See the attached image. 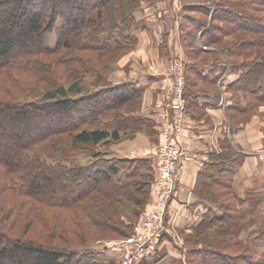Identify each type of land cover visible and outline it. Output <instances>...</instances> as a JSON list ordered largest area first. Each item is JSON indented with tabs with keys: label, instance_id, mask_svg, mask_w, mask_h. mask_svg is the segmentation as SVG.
<instances>
[{
	"label": "trees",
	"instance_id": "1",
	"mask_svg": "<svg viewBox=\"0 0 264 264\" xmlns=\"http://www.w3.org/2000/svg\"><path fill=\"white\" fill-rule=\"evenodd\" d=\"M143 1L0 0V166L4 169L0 167V197L8 194L7 199L0 200V264H104L103 253L97 254L78 244L100 230L107 232L102 234L124 231L120 236L125 237L136 231L131 214H126L127 221L113 219L103 207L97 206L111 203L115 209L128 203L140 213L138 210L148 203V189L155 175L150 159L140 156L110 159L108 152L98 146L118 142L123 134L148 130L150 118L122 111L127 106L140 105L142 91L130 81L104 86L92 93L78 91L79 84L66 89L61 84L62 76L54 69L64 70L75 60L81 66L90 64L80 56L81 52L122 54L133 50L139 39L134 31L145 30L136 16L144 9ZM215 1L217 8L208 11L213 23L209 29L201 27L193 16L191 20L185 19L191 26H200L198 33H202L204 45L218 47L209 58L207 55L203 58L204 67L215 62L209 74L204 75L196 65L186 72L184 97L190 115L197 119L195 111L199 112L198 120L207 115L199 101L220 98L217 89L220 80L221 85H231L228 89L232 93L240 89L247 92L251 100L249 108L264 102V18L258 16L264 14V0ZM203 6L188 3L184 8L202 12ZM151 22L155 21L150 19L146 25ZM172 28L169 35L173 47ZM53 32L56 43L51 47L47 34ZM190 37L194 41L195 35ZM179 39L181 43L180 34ZM227 39L228 44L224 42ZM188 48L185 49L190 59H197L198 52H202ZM225 50L235 62L230 72L223 73L225 66L218 62ZM90 67L84 70L89 71ZM17 73L37 74L36 78L47 88L41 92V87H29V80L19 83ZM240 75L242 81L239 78L233 84L231 77ZM58 93L63 97H58ZM232 97H228L227 106ZM231 102L232 118L236 117L235 110L240 113L250 110L246 104L238 108L235 100ZM81 155L91 161L80 163ZM244 159L230 144L226 133L220 141V150L199 172L193 193L215 205L224 193L215 189L221 185L233 198V206L227 208L233 210L223 214L212 212L211 217L202 219L193 228V239L187 240L192 248L173 264H264V253L256 258L253 247L236 238L246 218L243 210L246 201L236 192L233 177ZM221 173L226 174L225 181L215 179ZM19 204L29 214V220L33 219L34 208L38 211L43 207L60 210L64 219L61 222L57 214L55 219L50 217V238L27 237L26 232L13 236L15 228L8 221ZM251 204L253 208L258 206L254 201ZM62 224L72 240L61 236ZM167 239L172 237L164 234L159 243ZM237 246L240 255L233 257L228 250ZM144 261L143 258L138 264H147Z\"/></svg>",
	"mask_w": 264,
	"mask_h": 264
},
{
	"label": "rangeland",
	"instance_id": "2",
	"mask_svg": "<svg viewBox=\"0 0 264 264\" xmlns=\"http://www.w3.org/2000/svg\"><path fill=\"white\" fill-rule=\"evenodd\" d=\"M200 4L204 5L202 8V12L200 11H185L184 6L186 4ZM53 6V5H52ZM143 11H138L136 13L137 19L143 24L145 27V30L148 34L146 36V39H138V43L136 47L133 50H127L123 52L122 54H108V53H92V52H81L79 53L80 56L83 57L84 61L87 59V61H90V64H82L80 65V62L72 61L69 63L64 70L61 69H54L55 72H58L59 75L62 76L61 84L65 86L66 89L70 88L72 84H79L80 89L78 91H84V93H92L97 91L99 88L107 86H115L116 84L128 82L129 79L134 78L135 75H138L139 73L141 76L147 75V69L148 65H151V69L149 71V74H153L157 72H164L169 73L172 64L176 62V64H179V69L182 71L181 76L183 77L182 83L184 84L183 89V98L184 103L183 106L185 107L184 115L181 121L180 130L178 129L175 131L173 127L169 126V119H166L167 116V86L168 82L166 79L163 89L162 96L160 98V104L162 103L161 110H157L155 107V111L148 114H143L142 109L144 106V100L145 96H142V102L139 105L137 103L134 107L127 106L122 111L124 114H136L137 116H145L146 118H150L152 120L151 126L148 128V130H142L138 131L135 134H123L121 137V140L119 142L112 143V146H106L103 145L98 146V149H102L103 151H114V149L118 148L119 150H122L124 152H129L128 148L130 147L128 144H123L125 140H133V142H136L138 137H140L142 134H145L148 138V144L141 143L138 144L137 147H133L135 150H132L129 152L130 156L137 155L136 153L147 151L149 152L150 156H153V159L149 160V164H152L153 166V173L154 178L150 182L149 191H148V199H147V205L142 209L138 210L140 213H137L131 205L128 203H125L124 205H118L117 208H113V205L111 203L101 204L97 207L101 208L103 207L107 212L109 217L119 218L124 221H127V215L131 214L132 216V222L135 224V232L133 235H130L128 237L120 236V234H125L124 231H121L120 234H102L107 233L105 231H96L92 232L91 236L86 237V241L83 243H79L78 246L84 247L90 250H95V252L103 253L104 256L102 257V262L104 264H111L112 262H118V264H126V248L122 245V242L124 240H127L128 238L134 236L135 234H139L146 230L145 224L146 222H152L154 223L156 216L159 213H165L166 217V224L165 229L163 231V234H169L172 239H167L164 242H155L153 247L148 251V253L143 257L144 262L147 264H173L174 260L178 259L181 254H184L185 251L188 252L192 246L188 243V239L192 240L193 235V228L196 227L202 219H206L211 217L212 212L215 214H223L224 212L231 213V210L227 209L232 207L233 205V198L229 194L228 190L222 189L221 185L215 187V189H218L219 192H224L223 195L216 199L215 205H212V203L204 202L201 199H198L196 202L198 204L194 205L193 209V218L194 222H192V219L189 220V222L186 224V215H185V209L181 208L178 209L182 205V201H178L173 206V198L174 195L176 196H183L184 198L187 195L186 191L181 193L180 190H178V186L174 190V195L172 196V200L170 201V204L168 205V209L164 211L165 203H164V197L166 196V189L167 186L165 181H162L160 179V170L164 166V163L161 161L163 159L164 154H162L161 149L162 145L169 142L174 135L178 138V141L183 146L184 142V134L188 132L192 128V124L190 120L195 119L192 117L188 111V105L186 103L185 97H184V91H185V77L186 72L189 71L193 66L196 65L195 68L200 69L202 73L209 74V72L212 70L214 63H208L207 67H204V60L203 58H206L205 56L209 58V54L212 52H215L218 47L214 45H204L202 43L201 35L202 33H198L200 26L202 27L204 25V29L207 27L210 28L212 23V19L208 16L209 9L214 11L216 7V1L215 0H144L143 1ZM226 7V6H225ZM212 11L211 14L212 15ZM195 17L200 23V26H191L190 24H187V21L185 19H190L191 17ZM264 18V14L258 15ZM192 17V18H193ZM155 21L153 24L151 22L150 25H146L148 20ZM182 23V28H181ZM177 27V31L180 34L181 43H175V49L172 48L171 39H170V27ZM142 26L140 25V28ZM197 27V28H196ZM140 30V29H139ZM142 31V30H141ZM133 33V31H132ZM134 33L137 34L136 31ZM133 33V34H134ZM191 34H194V41L190 39ZM167 35V38L165 40V36ZM230 38V37H228ZM184 39V40H183ZM47 40L51 47H53L56 43V34L49 33L47 34ZM226 44L230 43V39L224 40ZM186 46V47H185ZM191 47L195 49H200L202 52H198V55L196 56L197 59H190L187 56V51L185 48ZM225 47V44H224ZM156 48V49H155ZM158 54L160 60H166L165 64H157L156 66L153 65L154 61V55ZM141 55H145L146 58L142 59ZM149 55V56H148ZM223 58L221 62H218L219 64H223L225 66V72H230L232 64L235 62V60L232 58V56L229 54L228 51H223ZM81 58V57H80ZM201 58V59H200ZM199 59V62L197 61ZM144 61V63L142 62ZM157 62V60L155 61ZM199 64V65H198ZM93 66L92 68L90 66ZM138 65L137 67H135ZM86 66H89L91 69L89 71H85ZM143 73H142V72ZM18 74V82L21 83V81H28V86L33 88L35 86L41 87V92H44L47 88L45 86V83L40 82L36 77V75H30L26 73H17ZM241 76H238L235 78L238 79ZM137 77V76H136ZM138 76L136 79L129 80L130 82H134L132 85L137 88L138 90L142 91L141 89V81ZM231 77V80H234L233 84L236 83L238 80ZM149 78L151 82L152 80H155ZM32 81H35V83H32ZM236 81V82H235ZM242 81V80H241ZM221 80L217 82V89L220 92V98L216 101V99L213 98V104L218 103V105L224 107L226 111L228 112V117H225V120L223 122V125L226 124L228 126V133L229 131L232 133L234 126L236 125V121H240L243 123L249 122V134L248 138L250 139V143H253L255 145H251L249 147L253 148V152H257L256 157H251L252 162L255 161L257 163L261 162L264 165V159L262 158V154L264 153V145L257 140V138L260 135H264V102L261 103H255L256 105L249 108L250 105V97L247 92H244L240 89V91L232 93L229 91L230 86L229 83L226 85H221ZM48 86V85H47ZM8 88V86H5ZM225 92H228L226 94ZM233 96L230 100V105L233 103L235 98H239L240 105L237 107H243V105L246 104V107L250 109L247 111V113H240L238 110H235V118H232L229 113V106H227L228 103V97ZM58 97H63L61 94H57ZM253 99V97L251 96ZM205 98L201 99L204 100ZM253 102V101H252ZM234 104V103H233ZM236 104H239V102ZM220 106V107H221ZM197 114L195 116L197 119L200 117H197L199 112H196ZM190 115V116H189ZM196 120V119H195ZM247 120V121H246ZM18 130H20V126L14 124ZM16 130V132L18 131ZM15 132V131H14ZM182 136L183 142L180 140V137ZM226 136V135H225ZM228 137V136H227ZM140 140V139H139ZM230 142V138H228ZM257 140V141H256ZM256 141V142H255ZM231 144V143H230ZM128 146V148L126 147ZM220 146V144H219ZM116 147V148H114ZM182 157L185 155L184 146L182 147ZM242 150V151H241ZM228 151V150H225ZM237 152H239L238 149H236ZM251 151L248 146L241 147L240 146V154L242 152ZM230 152V151H228ZM148 154V153H147ZM110 159L115 158V156L109 155ZM237 156V155H236ZM246 160V157L243 156ZM259 158V160H258ZM79 162L82 164H85L87 162L91 161V158H87L83 155L79 156L78 158ZM1 167V166H0ZM2 170L3 167H1ZM0 169V170H1ZM144 172H148V170H144ZM185 174V172H184ZM183 172L181 173V163L178 165L177 168V181L180 184V180L183 184L186 182V174L184 175ZM215 179H220L222 181H225L224 178L226 177L225 173H221ZM256 177V176H255ZM255 181L258 182L257 178H251L246 181V183H254ZM264 185L258 184L256 185V189L258 191L263 190ZM235 188V187H234ZM239 189V188H238ZM225 190V191H223ZM236 190V188H235ZM240 195L239 197H242L246 201V205L243 208L244 211H247L246 218L242 222V227L239 233L236 235L237 239H241L244 241V243L249 244L253 247L256 258H259L264 253V234H261L262 232V224L264 222V212L261 210H258V207L254 208V214L251 215L248 212H250L253 209V206L251 204L253 199L259 197L261 200L264 197V193L258 192L256 195L252 194L251 192H247V188H240ZM194 195V193L192 192ZM195 196V195H194ZM4 197V194L1 195L0 200H2ZM8 194L4 197V199H7ZM2 198V199H1ZM140 198V197H139ZM240 199V198H239ZM259 199L258 206L261 203V200ZM18 202V201H17ZM238 204H240V201H238ZM22 204H19L17 208H15L14 215L11 217V219L8 221L10 225H12L15 228V232L12 233L13 236L22 235L23 232L27 233V237L36 238L37 236H41V239L50 238L52 229L50 228V217L52 216V219H55V215H60V221L62 222L63 214L60 210H53L48 209L46 210L44 207L40 208V210L37 211L36 208H34V212H32L33 219L29 220V214L27 212H23V206ZM215 206V207H214ZM230 206V207H228ZM240 206V205H239ZM215 210H213V209ZM36 210V212H35ZM40 214L44 215V217H40ZM70 214V213H69ZM35 215V216H34ZM71 215V214H70ZM126 217V218H125ZM125 218V219H124ZM172 218L176 219V222H173ZM191 218V217H189ZM65 226L62 224L61 231L62 235L67 238V240H72V235L66 233ZM257 234V235H256ZM260 234V236H259ZM256 235V236H255ZM162 238V237H161ZM160 238V239H161ZM39 241V240H38ZM79 242V241H78ZM111 242L113 245L119 244V248L117 251L110 252L109 250H106L104 246ZM76 245V244H75ZM122 245V246H121ZM194 248V247H193ZM198 248H201L200 246ZM156 250H158L156 252ZM229 254L233 257H237L240 255V246L229 248L228 250ZM142 258V259H143Z\"/></svg>",
	"mask_w": 264,
	"mask_h": 264
},
{
	"label": "crops",
	"instance_id": "3",
	"mask_svg": "<svg viewBox=\"0 0 264 264\" xmlns=\"http://www.w3.org/2000/svg\"><path fill=\"white\" fill-rule=\"evenodd\" d=\"M172 29H173V34L175 38L174 42L180 43L177 27L173 26ZM137 35L140 39H146L147 38L146 36L150 34H148L144 30L142 31L140 30L137 32ZM172 48L175 49V46H173ZM141 57L142 59L146 58L145 55H141ZM156 60L157 62H155ZM142 62L144 63L143 60ZM165 63H166V60H163V61L160 60L157 53L156 55H154V61L152 63L153 65L156 66L157 64H165ZM137 66L138 65H136L135 67ZM147 67H148L147 72H146L147 75L145 77L141 76V74L139 73L138 75H135L134 78L129 79V80H133V79H136L138 76L140 77L139 79L141 81L140 83L141 89L143 90V95L145 96L144 106L142 109L143 114L154 112L156 110L155 107L157 108V110H161V108L159 109V107H161L162 105V103L160 104V98L163 93L162 87H164V84L166 81L164 80L165 78L163 76H160V73L162 72H159V74L157 72L153 74H149L151 65H148ZM149 78H156V79L152 80L153 82H151ZM237 80H239V78ZM234 100H235V103L239 102V104L237 105H240L239 98H235ZM199 105L205 106L206 114H207L206 117L202 120H198V119L190 120L192 124V128L184 134V142L182 140V136L180 137V140L183 142L185 155L184 157L180 159L179 164L181 163V173L183 172L184 174L185 172L186 174V182L185 184H183L182 181L180 180V184L178 183V181L176 183H178V190H180L181 193L183 194L186 191L187 195L184 198V195L177 197L175 194L172 200L173 206L175 205L176 202L182 201L181 202L182 205L178 209H181V208L185 209L186 224L189 222L190 219H192V222H194L193 209H194V205L198 204V202H196L198 198L195 197L192 194V192L196 184L197 176L199 172L203 169L204 165L206 163H209L213 154L215 152L217 153L220 150V146H219L220 141L226 137L225 136L226 133H227L228 138H230V143L235 149L239 150V153H240V146L241 147L248 146V148H250L251 150L249 152L247 151V153L242 152V155L246 157V160L244 161V164L241 167L240 166L238 167V169L236 170L234 174L233 180H234V187L236 188V192L240 195L239 189L247 188L248 189L247 192H251L254 195H256L258 192H261L262 194L264 193V187L262 191H258L256 189V185L258 184L264 185V165H262L263 164L262 162L260 164V162L259 163L255 161L252 162L251 160V157L257 156V152L256 153L253 152V148L249 147L251 145H255L254 142L250 143V139L248 138V134H249L248 123L249 122L243 123L240 121H236V125L234 126L232 133L230 131L228 133L227 132L228 131L227 122L226 124L223 125L225 117L226 118L228 117L227 116L228 112L226 111L225 106L222 107L221 103H220L221 107L218 105V103L213 104V99H211L210 101H207V99L200 100ZM136 139L137 141L133 143H132L133 140H129V141L125 140V142L123 143L124 145L128 144L130 146L128 148V146L126 145L129 152H131L132 150H135L133 147L135 148L137 147L138 141H139L138 144L145 143V142L148 144L147 142L148 138L145 134H142L140 137ZM257 140H259L264 145V135L262 136L259 134V137L257 138ZM129 152H124L116 148L114 149V151L109 150L108 154L114 155L117 157H124V158H128V157L136 158L140 156V157H147L150 160L153 159V156H150L149 152L147 151L136 153L137 155L133 157L129 155L130 154ZM251 178H257L258 182L255 181L254 183H250V184L246 183V181ZM259 199L260 198L256 196V198H254V201L259 203ZM257 207H258V210H261L262 212H264V197L261 200L260 205ZM244 213L246 215L247 211H244ZM248 213L253 215L254 208ZM172 220L173 222H176L177 218L176 219L172 218Z\"/></svg>",
	"mask_w": 264,
	"mask_h": 264
},
{
	"label": "built area",
	"instance_id": "4",
	"mask_svg": "<svg viewBox=\"0 0 264 264\" xmlns=\"http://www.w3.org/2000/svg\"><path fill=\"white\" fill-rule=\"evenodd\" d=\"M182 71L179 69V64L174 62L169 73H160L167 82V118L169 119V126L173 127L175 131L180 130L181 121L184 115L185 107L183 106V89L184 84L182 83L183 77L181 76ZM162 154H164L161 160L164 166L160 170V179L166 182V196L164 197V211L168 209V205L174 195V190L177 182V168L179 161L182 156V145L178 141L176 135L167 143L162 145ZM264 159V153L261 155ZM166 217L165 213H159L154 223L146 222V230L135 234L134 236L124 240L122 245L126 248L125 258L126 264H138L142 258L148 253L153 247L155 242H158L163 236L165 229ZM121 245V246H122ZM119 244L113 245L111 242L107 243L104 248L110 252L117 251Z\"/></svg>",
	"mask_w": 264,
	"mask_h": 264
}]
</instances>
